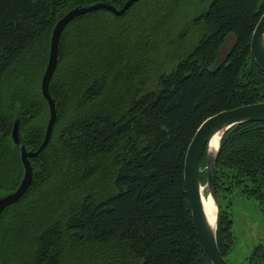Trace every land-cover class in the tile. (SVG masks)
Masks as SVG:
<instances>
[{
	"label": "trees",
	"instance_id": "16d2710c",
	"mask_svg": "<svg viewBox=\"0 0 264 264\" xmlns=\"http://www.w3.org/2000/svg\"><path fill=\"white\" fill-rule=\"evenodd\" d=\"M126 1L0 0V197L23 179L20 146L36 151L45 137L41 80L56 23L78 6ZM263 12L259 0H140L119 17L101 9L73 20L49 87L51 140L31 159L29 190L1 217V264H212L192 219L185 157L205 120L264 102L250 47ZM206 164L204 150L203 184ZM215 191L228 260L232 196L264 211V121L225 134ZM247 261L264 264V247Z\"/></svg>",
	"mask_w": 264,
	"mask_h": 264
},
{
	"label": "water",
	"instance_id": "95a60500",
	"mask_svg": "<svg viewBox=\"0 0 264 264\" xmlns=\"http://www.w3.org/2000/svg\"><path fill=\"white\" fill-rule=\"evenodd\" d=\"M138 1L140 0H127L121 9L107 2H99L90 6H78L71 9L56 23L51 36L48 65L41 80V93L47 101L50 111L45 137L36 151H28L24 144L20 146L24 176L19 187L15 191L0 197V221L3 212L7 208L15 205L29 190L34 178L31 159L37 157L48 146L52 137L57 120V111L49 87L58 66L59 43L63 31L76 18L101 9H105L117 17L122 16ZM250 47L254 64L264 72V12L254 29ZM19 121V119L15 121L12 130V138L17 145H20L22 141L20 137ZM252 121H264V102L240 106L211 116L198 128L186 153L184 181L192 219L200 242L212 264H231L221 254L217 241L221 209L215 191V170L221 143L225 134L234 126ZM214 139L218 140L217 148L213 145ZM204 150H206L207 157L205 168L207 181L205 184H203L201 179L204 171L201 167V158ZM205 196L210 197L214 203L216 210L214 219H211L206 212L204 206Z\"/></svg>",
	"mask_w": 264,
	"mask_h": 264
},
{
	"label": "rangeland",
	"instance_id": "374dc122",
	"mask_svg": "<svg viewBox=\"0 0 264 264\" xmlns=\"http://www.w3.org/2000/svg\"><path fill=\"white\" fill-rule=\"evenodd\" d=\"M259 1L261 3L264 2V0ZM190 10L192 12V9ZM234 41L233 35L227 38L214 65L215 67L225 59ZM226 201L227 203L229 202V200ZM227 203H223L225 204L224 206H227ZM230 212L234 221L233 232L235 234V241L228 255V261L231 264H247V259L251 257L256 247H264L263 207L257 200L233 195Z\"/></svg>",
	"mask_w": 264,
	"mask_h": 264
},
{
	"label": "bare ground",
	"instance_id": "6f19581e",
	"mask_svg": "<svg viewBox=\"0 0 264 264\" xmlns=\"http://www.w3.org/2000/svg\"><path fill=\"white\" fill-rule=\"evenodd\" d=\"M213 145L215 146V148L218 147V140L217 139H214ZM204 206H205V209H206L208 216L211 219L212 218L214 219V215H215L216 210H215L214 203L210 197H207V196L204 197Z\"/></svg>",
	"mask_w": 264,
	"mask_h": 264
}]
</instances>
